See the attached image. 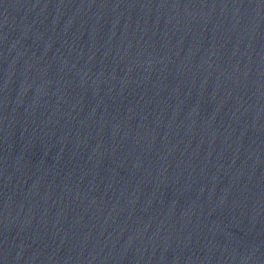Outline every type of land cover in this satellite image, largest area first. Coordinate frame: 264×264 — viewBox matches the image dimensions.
<instances>
[{"label":"water","instance_id":"95a60500","mask_svg":"<svg viewBox=\"0 0 264 264\" xmlns=\"http://www.w3.org/2000/svg\"><path fill=\"white\" fill-rule=\"evenodd\" d=\"M0 264H264V0H0Z\"/></svg>","mask_w":264,"mask_h":264}]
</instances>
